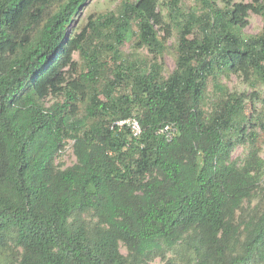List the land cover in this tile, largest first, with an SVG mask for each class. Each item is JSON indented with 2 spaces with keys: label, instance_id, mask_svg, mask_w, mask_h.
Returning a JSON list of instances; mask_svg holds the SVG:
<instances>
[{
  "label": "trees",
  "instance_id": "obj_1",
  "mask_svg": "<svg viewBox=\"0 0 264 264\" xmlns=\"http://www.w3.org/2000/svg\"><path fill=\"white\" fill-rule=\"evenodd\" d=\"M85 1L0 0V250L20 248L19 264H146L169 253L165 264H264L259 114L247 115L245 95L217 78L264 82V26L240 35L250 12L264 22V3L197 0V15L167 0L179 35L175 69L164 77L159 59L172 26L163 0H120L101 27L70 34ZM130 36L150 62L121 56ZM104 51L113 79L101 83ZM75 53L86 72L69 79ZM209 80L219 95L205 112ZM49 96L63 100L46 105ZM134 110L138 137L112 127ZM167 123L176 125L169 142L158 133ZM67 140L75 163L60 169L54 159ZM246 142L238 163L231 153ZM257 189L258 205L246 212Z\"/></svg>",
  "mask_w": 264,
  "mask_h": 264
},
{
  "label": "rangeland",
  "instance_id": "obj_2",
  "mask_svg": "<svg viewBox=\"0 0 264 264\" xmlns=\"http://www.w3.org/2000/svg\"><path fill=\"white\" fill-rule=\"evenodd\" d=\"M132 1V0H127ZM238 2L249 3L250 0H237ZM264 3V0H260ZM122 7L120 0H86L83 6L79 9L78 14L74 18V21L70 24L68 32L73 35H78L83 28H87L90 25H99L101 16L108 15L110 13L117 14ZM180 9L183 13L194 12L197 15H200L203 12L199 2L197 0H182L180 3ZM169 8L167 6V0L160 2L159 11L162 13L165 22L172 26L171 36L167 39L165 43L164 53L159 59L163 62L162 75L167 77L175 69V61L177 57V45H178V29L172 24L171 16L168 12ZM264 22L261 16L249 13L248 24L247 26L240 31V35L243 38H249L255 35H260L262 33ZM133 31H136V28L133 27ZM162 34V33H161ZM90 39H93L95 42H100V34H90ZM135 36H130L126 42L119 48L121 56L133 62H150L152 60V55L144 48L134 49ZM73 61L77 64L76 72L68 71L67 76L69 79H77L81 73H84V62L80 58L78 53H75L73 56ZM100 67L104 69L102 73V79L100 82L111 81L113 79L112 69H113V58L112 55L104 51L100 55ZM218 82L222 85L228 93H236L245 95V105H246V114L254 116V113L259 114L260 125H255L252 127L256 132V145L259 149V156L264 160V82L258 78L254 79L251 82H248L242 76L236 74L222 73L218 75ZM120 90L115 91V96L119 94ZM219 95L215 94L213 90V82L208 81V87L205 93V99L202 104V108L205 112H209L216 102V97ZM63 97H52L49 96L45 103L50 105L54 102L62 101ZM253 106L254 110L251 109ZM79 117L83 116V105H79ZM137 111L134 110L133 117H136ZM255 127V128H254ZM250 129V130H252ZM73 141L67 140L64 146V149L59 153L55 159L54 164L60 168L65 169L70 167L75 163V157L72 150ZM249 151V144L246 142L244 144L237 145L232 153L231 158L238 163H240L246 156ZM263 183L259 185L261 188ZM260 195V190L257 189L255 194H253L251 203L246 205V212L251 213L252 210L258 205V199ZM119 251L122 255H126L127 251L122 243L119 244ZM21 257V249L17 248L13 243L9 242L8 245L0 250V264H19ZM172 257V254L169 253L166 256V259L161 257H154L152 260L148 261L146 264H165L166 260ZM175 264H184L185 261L182 258H177Z\"/></svg>",
  "mask_w": 264,
  "mask_h": 264
},
{
  "label": "built area",
  "instance_id": "obj_3",
  "mask_svg": "<svg viewBox=\"0 0 264 264\" xmlns=\"http://www.w3.org/2000/svg\"><path fill=\"white\" fill-rule=\"evenodd\" d=\"M112 127L119 129L127 127L133 137H138L141 134L139 121L133 116L114 121L112 123ZM158 133L162 135L167 142H169L176 134V125L173 123H167L158 130Z\"/></svg>",
  "mask_w": 264,
  "mask_h": 264
}]
</instances>
